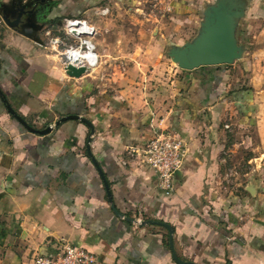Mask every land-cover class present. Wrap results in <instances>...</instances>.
Listing matches in <instances>:
<instances>
[{
  "label": "crops",
  "instance_id": "1",
  "mask_svg": "<svg viewBox=\"0 0 264 264\" xmlns=\"http://www.w3.org/2000/svg\"><path fill=\"white\" fill-rule=\"evenodd\" d=\"M105 1L50 0L42 26L84 18L98 30L92 15ZM205 1L176 0L182 5L174 6L198 10L196 4L204 8ZM192 13L189 22L195 21ZM4 34L0 91L29 126L51 132L26 130L0 97V264H31L60 242L85 248L98 264H176L163 224L172 229L173 249L182 261L264 264L262 96L251 89L253 80L235 85L231 78L245 60L232 69L171 67L154 91L110 95L96 91L86 75L68 77L44 46V36L32 33L41 46L12 29ZM94 42L99 55L105 52L97 38ZM74 115L90 122L92 135L81 120L55 125ZM155 131L175 134L187 148L170 195L158 189L153 171L126 151ZM88 138L111 203L87 154ZM238 148L246 151L247 168L233 172L241 181L229 187L222 155ZM148 221L152 224L144 225Z\"/></svg>",
  "mask_w": 264,
  "mask_h": 264
},
{
  "label": "rangeland",
  "instance_id": "2",
  "mask_svg": "<svg viewBox=\"0 0 264 264\" xmlns=\"http://www.w3.org/2000/svg\"><path fill=\"white\" fill-rule=\"evenodd\" d=\"M26 1L22 0L24 3ZM204 3L211 5L213 0ZM256 3L249 0L245 18L238 28L239 41L244 46L242 57L233 64L222 67L232 69L241 66V61L245 60L244 69L231 72L232 81L235 85H241L253 80L251 89L262 96L259 101L260 108L264 110V8L261 7L264 2ZM174 4L176 0H106L100 10L94 14L92 12L93 23L99 28L96 36L100 41L99 47L105 49V52L100 51L102 57L99 65L85 76L96 87V91L112 95L128 89L131 93L139 90L143 95L157 89L161 84L160 80L169 74L171 67L179 69L168 57L169 48L171 45L182 46L195 36L203 4L194 3L198 5V10L190 7L180 9L177 6L181 7V3H177V6ZM105 9L108 10L107 13L102 14L101 11ZM193 11L195 21L189 22ZM61 24L62 21L57 26L47 24V28L51 27V33L47 36L40 35L41 32L36 33L41 40L45 37V47H48L46 43L49 37L62 36ZM9 29L0 16V45L5 39L4 33H9ZM53 54L56 55L58 67L59 64L61 66L58 54ZM61 70L63 71L62 66ZM222 156L225 159L222 174L227 175L224 176V183L233 187L241 181L233 172H243L247 168L244 162L246 151L242 148H238L236 152L225 150Z\"/></svg>",
  "mask_w": 264,
  "mask_h": 264
},
{
  "label": "water",
  "instance_id": "3",
  "mask_svg": "<svg viewBox=\"0 0 264 264\" xmlns=\"http://www.w3.org/2000/svg\"><path fill=\"white\" fill-rule=\"evenodd\" d=\"M37 1L38 0H28L25 3L16 6L14 10H9V12L3 10L5 5H2L0 6V16L8 28L19 32L21 35L28 37L38 45L42 46L43 43L35 37V34L27 33L24 28L25 26H23L24 24L32 28L38 26L37 28H33L34 33H37L42 29L43 26L37 25V21L42 20L44 25L46 14L43 10L38 8ZM248 2L249 0H213V4L205 5L200 14L201 20L195 36L182 46L171 45L168 51V57L183 71H192L201 67L231 65L236 60H239L243 55L244 46L239 41L238 28L240 22L245 18V10L248 6ZM74 34L78 35V33ZM85 73L84 68H75L71 65L65 69V74L70 78L78 79L84 76ZM0 97L6 104L8 113L12 115L26 130L40 135L51 132L50 128L45 130L33 129L15 113L9 104H7L1 91ZM66 120H81L90 128L91 135L94 132L93 127L87 119L80 118L76 115L64 117L57 121L55 125ZM90 142L91 140L88 138L86 145L87 154L91 158L92 163L97 168L99 175L103 180L108 201L111 203L109 187L104 179L101 169L97 166V163L91 155ZM111 208L117 217L122 216L112 204ZM145 224H152V222L148 221L144 223V225ZM163 227L169 233V248L175 263L196 264L193 262L182 261L177 257L173 249V231L166 224H163Z\"/></svg>",
  "mask_w": 264,
  "mask_h": 264
},
{
  "label": "built area",
  "instance_id": "4",
  "mask_svg": "<svg viewBox=\"0 0 264 264\" xmlns=\"http://www.w3.org/2000/svg\"><path fill=\"white\" fill-rule=\"evenodd\" d=\"M107 11L101 12L105 14ZM60 32V37H49L47 46L58 54L64 73L70 65L84 68L85 75L92 73L101 58L94 42L97 28L84 18H64ZM126 151L153 171L162 193L170 195L173 192L174 176L181 170L187 155V148L179 137L171 132H151L143 145L130 146ZM31 264H98V261L85 248L60 242L51 254L35 255Z\"/></svg>",
  "mask_w": 264,
  "mask_h": 264
},
{
  "label": "flooded vegetation",
  "instance_id": "5",
  "mask_svg": "<svg viewBox=\"0 0 264 264\" xmlns=\"http://www.w3.org/2000/svg\"><path fill=\"white\" fill-rule=\"evenodd\" d=\"M21 2H22V0H8V3L3 7V10H5L7 12H9V10H14L16 8V6H19L21 4ZM37 2H38V5H37L38 8L40 10H43L44 13H46L47 7H49V2L47 0H38ZM22 3H24V2H22ZM0 6H2V5H0ZM38 23L39 24H37V25H40V26L43 25L42 20H39ZM23 26H25L24 28H25L26 31H31L32 33H34V29L33 28H37L38 27V26H35V27L32 28L30 26H26V24H24ZM46 28H47V26L46 27H42V29L40 31L41 32L40 35H45L46 34V32H47Z\"/></svg>",
  "mask_w": 264,
  "mask_h": 264
},
{
  "label": "trees",
  "instance_id": "6",
  "mask_svg": "<svg viewBox=\"0 0 264 264\" xmlns=\"http://www.w3.org/2000/svg\"><path fill=\"white\" fill-rule=\"evenodd\" d=\"M239 36H240V30H239ZM222 66H228V65H222ZM222 66H214V67H222ZM201 68H207V67H201Z\"/></svg>",
  "mask_w": 264,
  "mask_h": 264
}]
</instances>
